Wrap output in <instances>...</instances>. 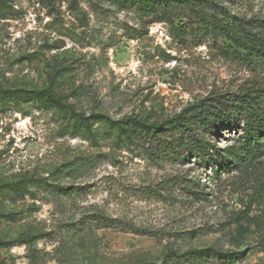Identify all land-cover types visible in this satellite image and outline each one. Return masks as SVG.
<instances>
[{"label": "rangeland", "instance_id": "1", "mask_svg": "<svg viewBox=\"0 0 264 264\" xmlns=\"http://www.w3.org/2000/svg\"><path fill=\"white\" fill-rule=\"evenodd\" d=\"M213 3L224 21L264 19V0ZM182 22L116 0H0V264H264V156L244 151L238 120L205 133L215 168L153 154L117 123L264 88L263 63ZM48 90L72 109L46 105ZM81 158L88 169L60 180L76 196L29 181ZM97 214L114 226L66 234Z\"/></svg>", "mask_w": 264, "mask_h": 264}, {"label": "trees", "instance_id": "2", "mask_svg": "<svg viewBox=\"0 0 264 264\" xmlns=\"http://www.w3.org/2000/svg\"><path fill=\"white\" fill-rule=\"evenodd\" d=\"M113 2L114 0H110ZM123 7H131L151 21L159 19L160 16L171 21L180 20V24L190 26L187 23L193 22L198 34H201L207 25L217 26L225 36L226 44L234 47L243 60L264 64V19L251 18L243 19L237 17L231 22L224 21L221 17L208 15L207 8L216 7L214 0H116ZM209 13V12H208ZM214 26V27H215ZM45 96V104H57L64 108L72 109V106L63 103L51 92L41 93ZM238 120L241 125L244 151L254 152L258 157L264 156V142L261 137L264 132V88H251L242 93L217 94L210 102L201 101L198 104L183 110L182 112L165 119L150 120L144 117L122 118L117 123L132 129L138 137H133L131 142L144 141L156 152L170 156L182 150L186 155L194 153L200 161H208L211 168H215L217 162L213 159L208 141L205 140V133H210L215 129V124L220 121L229 122ZM133 144V143H132ZM152 151V149H151ZM93 162L92 158H81L69 161L58 167L52 174L55 180L48 181V177L43 179L29 180L36 183V188L45 191L50 195L66 198L78 195L83 189L82 185L67 184L62 185V178H76L85 172ZM87 168V169H86ZM24 183V182H23ZM41 186V188H39ZM196 194L198 195L196 197ZM202 193L196 191L194 198L201 199ZM85 220V219H83ZM81 220V221H83ZM100 224V226H114L111 219L106 215L97 214L91 219H86L77 225L74 221L64 223L71 226L66 234L71 231L84 230L90 224ZM153 264V263H149Z\"/></svg>", "mask_w": 264, "mask_h": 264}]
</instances>
